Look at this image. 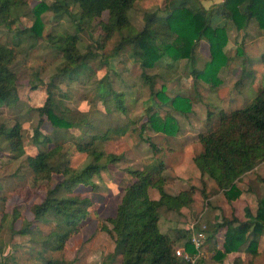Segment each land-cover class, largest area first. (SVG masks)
<instances>
[{"label":"trees","instance_id":"1","mask_svg":"<svg viewBox=\"0 0 264 264\" xmlns=\"http://www.w3.org/2000/svg\"><path fill=\"white\" fill-rule=\"evenodd\" d=\"M140 1L143 0L38 2L29 10L34 23L28 33L33 39L46 40L51 48L63 55L65 63L59 68L50 85H35L31 89L35 91L45 87L47 90L57 79L75 77L85 66L87 58L78 48L80 38L77 34L44 36L43 15L49 11L53 12L56 19L67 17L77 24L91 22L108 14V21L101 25L107 39L119 36L113 54L117 55L121 50L131 47V58L140 65L142 78L150 87L155 105L162 107L170 104L174 110L184 114L192 111L191 98L181 94L170 97L166 84L156 90V78L148 71L166 64L169 74V62L172 66L180 60H188L192 62L191 72L195 79L216 88L222 84L219 72L229 61L225 53L229 41L225 21L232 22L238 31H247L253 27L264 31V0H223L215 11L195 4L198 2L196 0L195 3H188L190 0H173L170 7L164 10L145 13L144 26L137 29L132 23L131 12ZM29 2L30 0H0V25L7 24L10 18L20 19L27 13ZM203 40L210 46V58L202 69H198L197 51ZM238 52L239 56H243L242 49ZM15 58V50L0 43V107L13 105L20 99L17 74L11 67ZM172 72L167 77L161 74L165 82L176 75L174 70ZM245 73L243 70V79ZM56 108V101L50 92L44 105L35 108L40 113L41 120L34 131L33 144L53 147L36 155H28L25 159L34 181L44 183L40 188L44 190L45 197L42 203L34 204L30 208L34 215L33 223L19 212H13V224L19 219L22 221L21 228L16 229L17 235L31 236L35 240L39 238L43 246L52 251L62 250L67 238L79 234L83 222L88 218V209L92 202L75 191L80 185L92 186L96 175L120 161L119 156L104 149V144L113 138L114 133L127 132L126 126L124 129L105 131L97 130L96 127L94 130L97 131L90 135L88 141L77 144V151L88 156V163L82 169H75L64 146L54 136L45 135L42 131L43 118L54 129L69 130L73 127L74 123L56 114ZM150 110L147 122L151 128L168 136L177 133V124L173 118H162L153 108ZM146 129V125H141L140 133ZM199 140L203 151L194 162L201 172L203 196L208 198L206 186L209 180L229 203L237 200L242 194L237 181L264 162V89L245 108L231 113L221 111L220 120L214 130L202 133ZM146 142L155 148L150 138ZM5 145L14 152L25 154L23 127L20 123L10 129L0 126V151ZM127 173L132 175L134 181L126 188L115 218L110 220L112 229L104 227L115 241L117 252L114 256L121 255L122 264H190L176 254L179 242L162 232L160 221L162 208L182 216V210L193 205L196 188L191 187L177 195H171L165 190L166 179L161 171L128 169ZM55 176L61 180L52 184ZM261 181L264 183V179ZM150 189L159 191L158 200L151 198ZM248 218V221L240 223L234 212L231 219L223 215L222 223L216 224L213 232L208 237L206 235V242H212L221 230L226 229L222 256L216 259L217 262L223 263L225 257L233 252L246 251L253 256L259 255V240L264 232V200H259L256 216L249 212ZM5 220L6 215L3 214V225ZM38 223H54V229L48 235L36 237L33 228ZM183 246L187 253L198 254L190 238ZM47 264L53 262L49 261ZM232 264L245 263L239 257Z\"/></svg>","mask_w":264,"mask_h":264},{"label":"rangeland","instance_id":"2","mask_svg":"<svg viewBox=\"0 0 264 264\" xmlns=\"http://www.w3.org/2000/svg\"><path fill=\"white\" fill-rule=\"evenodd\" d=\"M40 1L42 0H30L28 11ZM45 1L53 2V0ZM172 1L143 0L137 2L131 12L133 25L137 29H142L145 13L164 10L170 7ZM196 1L198 2L190 0L188 3L200 4L208 10L215 11L223 0ZM28 11L20 19L10 18L7 24L0 25V43L7 44L16 52V58L11 67L17 74L20 98L13 105L0 107V126L3 125L10 129L20 123L23 127L25 149V154H19L5 145L0 151V211L19 212L33 223L34 215L30 208L34 204L42 203L45 197L44 190L40 188V185L44 183L34 181V176L25 159L28 155H36L40 151L53 147V145L35 146L33 144L34 131L41 120L40 113L35 108L44 105L48 92L56 101V114L65 117L74 125L69 130H58L43 118L42 131L45 135L54 136L55 140L64 146L73 168L79 170L88 163V156L77 151V144L88 141L92 133L98 129L102 131L124 129L125 126L127 132L114 133L113 138L104 144V149L108 153L119 156L120 161L117 164H111L107 170L96 175L92 186L80 185L75 191L76 194L89 198L92 202L88 209V218L83 222L79 234L71 237L62 250L52 251L44 247L39 238L35 240L31 236L17 235V230L21 228V220L16 221L17 230H15L13 217L11 225L8 218L4 225L2 221L0 222V239L10 242L9 251L13 252L11 258L14 260L9 259L8 262L47 264L52 260L56 261L53 264H121L122 256L113 255L115 241L104 230V227L112 229L110 220L115 218L126 188L133 183L134 179L127 173V170L149 171L152 166H160L161 174L166 179L165 190L168 193L170 189L173 190L172 192L181 190V184L178 185L179 189L171 188L175 184L173 181H179L183 177L187 179L186 173L189 167L193 168L194 162L191 161V157L198 154L195 144L200 135L205 132L208 114L211 117L212 113L213 119L217 115L219 105L216 104L215 96L218 90L211 84L206 82L204 84L201 80L195 79L191 72L192 62L180 60L172 66L169 62V74L166 64L148 73L156 78V90H160L163 84H166L170 97H175L177 94L190 97L192 111L184 114L174 110L170 104L162 107L156 106L151 97L150 87L142 78L140 65L131 58V47L121 50L117 55L113 54L119 36L115 35L112 39H107L101 25L108 21V14L91 22L84 21L82 24H77L67 17L56 19L53 12L49 11L43 15L44 36L77 34L80 38L78 48L83 55H87V58L85 66L75 77L57 79L47 90L43 87L34 91L31 86H46L52 83L53 77L64 65L65 59L59 51L51 48L46 40H36L30 37L28 31L34 21L32 13ZM225 25L228 37L230 35L231 40L237 39L234 38L235 25L226 21ZM203 42L206 41L203 40L200 43L199 49H202L201 52L204 53L197 51L198 69H202L210 58L208 43ZM236 42L237 51L243 50L245 41L236 40ZM234 54L235 52L232 51V55ZM237 54L239 55V52ZM172 70L176 72V75L165 82L162 76L171 75ZM116 95L120 97L117 98ZM199 102H202L203 106ZM235 106L229 109L245 108L248 105ZM152 108L162 118L167 116L173 118L178 129L175 135L168 136L150 127L147 120ZM216 122L217 120L212 121L214 124ZM143 124L147 126V129L140 133V127ZM96 127L97 130H94ZM147 138L151 139L155 148L146 142ZM181 145L184 148L175 153ZM181 166L186 169V173L176 175V169ZM60 180V177L55 176L52 184H57ZM153 191L154 189H152V194ZM214 192L215 190L210 191L211 194ZM208 202L212 203V200ZM199 207L198 212H188L187 215L182 216H177L166 208H162V232L169 234L170 225L173 224L177 231L174 233V239L184 241L190 235V232L185 229L194 224L197 231L201 227L200 220H202V223L204 221L207 226L206 235L208 237L213 232L220 216H213L215 208H212L210 204L202 202ZM53 229L54 223H38L33 231L36 237H41L50 234ZM223 242L224 229L216 235L212 242H204L203 255L197 264H219L215 260L222 256ZM179 245H181L180 242ZM217 246L221 248L219 253H215ZM4 250L0 248V260L3 259ZM242 253L246 259H251L250 264H255L258 257H264L262 252H259L258 256H253L246 251Z\"/></svg>","mask_w":264,"mask_h":264},{"label":"crops","instance_id":"3","mask_svg":"<svg viewBox=\"0 0 264 264\" xmlns=\"http://www.w3.org/2000/svg\"><path fill=\"white\" fill-rule=\"evenodd\" d=\"M234 31L236 32L234 38H237V39L231 40L232 37L229 35V41L225 48V53L228 56L229 61L225 66L221 68L219 72V78L222 80V84L216 87L218 92L215 96V101H216V104L219 105L217 115H215L216 117H214V119L212 115L211 117H209V114H208L207 119L205 117L207 125L205 124L206 128H205L204 133L211 132L214 130V128L216 127V125L218 124L220 120L221 111L231 113L234 110L229 109L230 107H233L235 105L238 106L239 104H245V105L251 104L253 100L255 99V97L258 95V93L264 89V31H258L254 27L247 29V31H244V30L238 31L237 29H235ZM236 40H239V42H242L243 40L245 41L244 48H243V53H244L243 56H239L237 54L238 51H237V48L235 47L237 43ZM203 43L207 44L206 42H203ZM207 45H208V48H210L209 44ZM201 48H202V45H201ZM201 50L202 49H198L200 53H204V52H201ZM232 51L235 52L234 55H232ZM243 70L244 72H246L244 74L245 76L244 79L242 78ZM201 82L206 84L204 81H201ZM199 104L203 106L202 102H199ZM206 104H208V102ZM238 109H242V108H238ZM214 120H217L216 124L212 123V121ZM182 148L184 147H182L181 145L180 149L176 150L175 153L180 152ZM195 148L198 151V154H197L198 156L203 151V146L199 139H198V142L195 144ZM197 156H192L191 161L194 162ZM189 168L190 169L189 171H187V173H186V169L183 168L182 166L176 169V173H177L176 175L186 173L188 177L187 179L183 177V179L179 181L177 180L173 181L175 184L171 188H174V187L178 188V185L181 184L180 185L182 187L181 190L179 188H178L179 189L178 192H172L173 190L171 189L169 190V194L177 195L181 191L187 190L191 187L196 188L197 194H195L194 196V203L190 208L183 209L182 210L183 214L187 215L188 212H191V213L198 212L200 208L199 206L202 204V202H205L207 204H211L212 208H215V211H213L214 212L213 216H220L217 219V224L222 223L223 215L231 219L233 217V212H234V215L239 219L240 223L248 221L249 212L253 216H256L258 208H259V200H264V183L261 181V179H264V162L259 164L253 171L245 174L244 176H242V178L239 181H237V186L242 191V194L237 200L231 203L227 201L223 193L217 191L218 189L215 186V184L209 180H207V186H206V190H207L206 196L208 198H205L202 194L203 184L201 180V172L195 165V162H194L193 168L191 167ZM149 171L158 172L160 171V166H155V167L152 166ZM213 190H215V192L211 194L210 191H213ZM151 192H152V189L150 190V196L152 199L158 200L160 198V193L157 190L154 189L153 194ZM211 200H212V203L208 202ZM187 210H191V211H187ZM3 212L4 211H0V222L2 221L3 214H5L6 215L5 222L9 218V222L11 225L13 212L12 213L11 212L9 213L8 211H5L4 213ZM20 222L22 223V221ZM45 224H48V223H45ZM200 226L206 227L207 229L205 222L203 221L202 223V220H200ZM16 227L17 226L15 224L13 228L16 230ZM160 228H161V221H160ZM214 229H215V226H214ZM185 230H187V228ZM175 232L177 233L176 227L173 226V224H171L169 228V235L174 237ZM225 232H226V229H224V234ZM71 237H74V236H70L69 238H67V241L71 239ZM188 239H189V236H187L184 239V241L178 240V242L181 243V245H179L180 249L181 248L185 249L183 245ZM247 246L248 245H246L245 248H247ZM0 248H2L3 250L6 249L4 250L5 252L2 254L3 259L0 260V264H8V263L12 264L11 262H8L9 259L14 260L13 258H11V254L13 252L10 253L9 251L11 248L10 242H7L5 239H0ZM218 250L221 251L220 246H217V251ZM217 251H215V253H217ZM116 252H117V248L115 244L113 255H115ZM259 252L264 253V232L262 233L261 238H260ZM8 256L9 258H7ZM117 256H121V255H117ZM239 257L242 258L245 264H250L249 262L251 259H246V256L242 252H233L229 254L223 260V263H220V262L218 263L219 264H232L233 261ZM52 262L54 263L56 261H52ZM255 264H264V257H258V261H256Z\"/></svg>","mask_w":264,"mask_h":264},{"label":"built area","instance_id":"4","mask_svg":"<svg viewBox=\"0 0 264 264\" xmlns=\"http://www.w3.org/2000/svg\"><path fill=\"white\" fill-rule=\"evenodd\" d=\"M195 229L196 227L194 224L187 228V230L190 232V242L193 244L198 254L191 255L187 253L185 249L182 248L176 250V254L190 264H197L203 254L202 249L206 240V227H200L197 231Z\"/></svg>","mask_w":264,"mask_h":264}]
</instances>
